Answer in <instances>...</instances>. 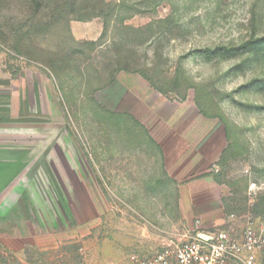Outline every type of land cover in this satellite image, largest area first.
Returning a JSON list of instances; mask_svg holds the SVG:
<instances>
[{
    "label": "rangeland",
    "instance_id": "rangeland-1",
    "mask_svg": "<svg viewBox=\"0 0 264 264\" xmlns=\"http://www.w3.org/2000/svg\"><path fill=\"white\" fill-rule=\"evenodd\" d=\"M259 38L264 0H0V264H130L206 234L147 131L221 152V229L264 224Z\"/></svg>",
    "mask_w": 264,
    "mask_h": 264
},
{
    "label": "crops",
    "instance_id": "crops-1",
    "mask_svg": "<svg viewBox=\"0 0 264 264\" xmlns=\"http://www.w3.org/2000/svg\"><path fill=\"white\" fill-rule=\"evenodd\" d=\"M108 94V100L115 104L118 100L116 93L111 91ZM122 98L123 95H120L119 100H122ZM131 106H134V104ZM111 112L112 115L131 118L136 122V125H142L136 119L134 120V117L128 112L118 113L112 110ZM167 128L170 129V125ZM168 129L165 130V134ZM147 134L150 136L151 141L155 142L154 145H156L158 152L163 155L162 162L166 174L174 184L179 185L178 197L182 218L186 222V226L189 229L197 228L198 226H194L197 222L206 230V233L212 230L221 231L223 230L221 228H226V213L221 203L222 191L210 173L212 171L211 167L214 166L221 152H218L216 148H196L197 145L188 144L190 134L186 129L181 131L179 136L175 134L174 137L176 138H173V144L170 145L159 144V141L157 144L154 135L148 131ZM52 174L56 181L60 183L59 173L53 170ZM258 253L256 255L257 260Z\"/></svg>",
    "mask_w": 264,
    "mask_h": 264
},
{
    "label": "built area",
    "instance_id": "built-area-1",
    "mask_svg": "<svg viewBox=\"0 0 264 264\" xmlns=\"http://www.w3.org/2000/svg\"><path fill=\"white\" fill-rule=\"evenodd\" d=\"M199 234L185 241H172L150 258L129 256L130 264H257L264 250V224L247 221L241 235L230 230Z\"/></svg>",
    "mask_w": 264,
    "mask_h": 264
},
{
    "label": "trees",
    "instance_id": "trees-1",
    "mask_svg": "<svg viewBox=\"0 0 264 264\" xmlns=\"http://www.w3.org/2000/svg\"><path fill=\"white\" fill-rule=\"evenodd\" d=\"M251 45V46H249ZM250 47V48H248ZM261 47H264V38H259V39H256L254 41H252V43L249 44V42L247 44H245L244 46L241 47L242 51H246V52H250L251 50H255V49H258V48H261ZM250 49V50H249ZM218 51L220 49H214V51ZM228 53H232V50H226Z\"/></svg>",
    "mask_w": 264,
    "mask_h": 264
},
{
    "label": "water",
    "instance_id": "water-1",
    "mask_svg": "<svg viewBox=\"0 0 264 264\" xmlns=\"http://www.w3.org/2000/svg\"><path fill=\"white\" fill-rule=\"evenodd\" d=\"M200 237H201V238H206V236H205V235H201Z\"/></svg>",
    "mask_w": 264,
    "mask_h": 264
}]
</instances>
